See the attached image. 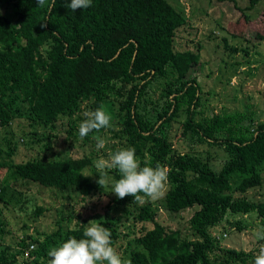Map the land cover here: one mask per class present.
<instances>
[{
	"label": "trees",
	"instance_id": "16d2710c",
	"mask_svg": "<svg viewBox=\"0 0 264 264\" xmlns=\"http://www.w3.org/2000/svg\"><path fill=\"white\" fill-rule=\"evenodd\" d=\"M257 1L250 0V6ZM49 4L51 0L44 7L36 0H0V128L10 133L15 119L26 120L32 130L24 135L31 144L40 139L37 125L55 129L58 119H66L69 135L77 137L73 130L86 118L84 113L103 107L118 140L112 153L131 147L141 166L166 167L163 207L188 216L190 233L182 234L159 221L160 207L151 200L141 206L131 196L111 197L106 209L113 206L123 214L114 217L107 210L99 223L111 232L124 264H246L253 259L255 250L222 246L211 229L227 213L254 211L262 226L256 252L264 246V201L235 195L263 181L264 120L237 112L204 115L202 89L193 70L200 46L175 48L178 30L189 24L183 11L168 0H92L90 7L77 11L68 6L70 0H56L50 12ZM182 113L185 118L180 120ZM175 123L184 151L169 130ZM17 144L0 146V168L10 171L6 184L9 178L28 179L82 198L96 189L84 172L91 156L15 162ZM208 147L225 153L218 169ZM109 175L112 182L119 178L116 170ZM6 187L0 185V201L7 203L13 194ZM44 210L35 205L34 214ZM74 217L73 226L62 225ZM85 222L69 210L43 238L27 235L16 251L0 246V264H49L50 249L70 237L83 238ZM4 225L0 218V234ZM30 244L33 248L24 258Z\"/></svg>",
	"mask_w": 264,
	"mask_h": 264
},
{
	"label": "rangeland",
	"instance_id": "374dc122",
	"mask_svg": "<svg viewBox=\"0 0 264 264\" xmlns=\"http://www.w3.org/2000/svg\"><path fill=\"white\" fill-rule=\"evenodd\" d=\"M168 1L183 11L189 23L178 30L174 41L175 48L196 50L197 46H200L199 63L193 70L202 89L204 115L211 111L237 112L251 114L255 119L264 120V0H258L251 6L250 0ZM3 9L4 7L1 11ZM224 38L227 46H234L237 51L232 52L225 45ZM184 118L185 115L182 113L179 119ZM35 128L36 137L40 139L29 144V135H24V132L31 131L32 127L24 119H15L8 128L10 133L6 128H0V146L7 148L18 143L12 156L15 162L33 157L65 159L91 156L92 164L85 168L84 172L97 187L82 198L75 192L69 194L68 191H56L28 179L15 182L9 178V184H6L4 178L10 171L0 168V185L7 186L6 190L13 194L7 203L0 201V218L5 223L4 233L0 234V246H9L13 251L20 249L18 241L27 235H42L43 238L46 233L52 232L56 229V221L61 215L72 209L86 220L87 227L91 220L99 223L108 210L106 205L115 195L111 192L113 183L111 176L109 175L108 182L103 188L97 183L99 174L96 173L94 166L98 159H108L117 145L113 125L96 132L88 140L85 138L81 140L79 135L77 137L69 135L66 119H58L55 129H46L39 125ZM78 128L79 125L73 131H78ZM169 130L174 144L179 146L180 128L175 123ZM48 134H51V137H48ZM97 137L105 140L103 149L97 150ZM8 140L9 144L6 143ZM182 145L183 143L181 147ZM181 147V151L187 149L185 145ZM208 150L214 155L213 167L218 169L225 153L213 147H208ZM262 169L263 181L259 186L252 187L243 194L236 192L235 195L246 196L252 201H264V165ZM16 199L21 201L18 202ZM151 202L153 206L160 207L158 218L162 224L179 228L182 234L190 233L186 212L181 214L167 212L163 207V198ZM35 205L44 206L45 210L41 215L34 214ZM108 212L114 217L123 214L121 209L113 206ZM75 221L74 217L71 221L63 220L61 223L63 226H73ZM238 223L242 229H238ZM129 227L132 228V225L129 224ZM121 231L126 232L127 229L121 226ZM211 231L215 236H219L222 246L245 251L255 250V257L259 254L256 249L260 246L258 239L262 236V226L254 211L247 214L227 213ZM123 242L125 247L126 242ZM255 257L246 264H253Z\"/></svg>",
	"mask_w": 264,
	"mask_h": 264
},
{
	"label": "clouds",
	"instance_id": "9594fccd",
	"mask_svg": "<svg viewBox=\"0 0 264 264\" xmlns=\"http://www.w3.org/2000/svg\"><path fill=\"white\" fill-rule=\"evenodd\" d=\"M40 7L46 5V0H36ZM56 0L48 5L50 12L55 7ZM92 0H70L68 5L72 11L88 8ZM85 119L79 124L78 133L81 140L89 133L111 127V116L103 107L85 112ZM97 150L105 147L103 138H96ZM96 173L99 174L97 183L103 188L108 182L109 173L116 170L119 178L114 180L111 192L118 199L127 196L143 205L147 200H158L166 195L168 169L163 166L151 167L137 159L134 148H122L109 155L108 159H98L95 162ZM79 211V210H78ZM83 230V238L70 237L61 246L54 247L48 252L49 264H124L121 255L112 245V234L103 224L91 220ZM74 230V229H70ZM253 264H264V248L255 257Z\"/></svg>",
	"mask_w": 264,
	"mask_h": 264
},
{
	"label": "built area",
	"instance_id": "2783aa9c",
	"mask_svg": "<svg viewBox=\"0 0 264 264\" xmlns=\"http://www.w3.org/2000/svg\"><path fill=\"white\" fill-rule=\"evenodd\" d=\"M33 248V244H30L28 248L24 250V258L28 257L30 250ZM21 264H26V262H22Z\"/></svg>",
	"mask_w": 264,
	"mask_h": 264
}]
</instances>
